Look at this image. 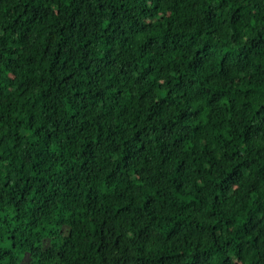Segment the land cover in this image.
Returning <instances> with one entry per match:
<instances>
[{
  "label": "trees",
  "instance_id": "16d2710c",
  "mask_svg": "<svg viewBox=\"0 0 264 264\" xmlns=\"http://www.w3.org/2000/svg\"><path fill=\"white\" fill-rule=\"evenodd\" d=\"M0 264H264V0H0Z\"/></svg>",
  "mask_w": 264,
  "mask_h": 264
}]
</instances>
